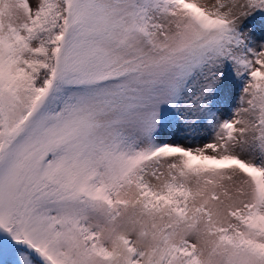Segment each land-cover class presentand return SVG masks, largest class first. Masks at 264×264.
Returning <instances> with one entry per match:
<instances>
[{"label":"snow or ice","instance_id":"1","mask_svg":"<svg viewBox=\"0 0 264 264\" xmlns=\"http://www.w3.org/2000/svg\"><path fill=\"white\" fill-rule=\"evenodd\" d=\"M0 264H264V0H0Z\"/></svg>","mask_w":264,"mask_h":264}]
</instances>
